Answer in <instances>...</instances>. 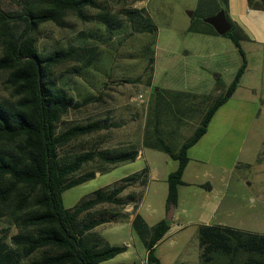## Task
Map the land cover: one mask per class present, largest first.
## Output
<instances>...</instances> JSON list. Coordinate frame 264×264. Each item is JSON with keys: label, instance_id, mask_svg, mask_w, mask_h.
<instances>
[{"label": "rangeland", "instance_id": "rangeland-1", "mask_svg": "<svg viewBox=\"0 0 264 264\" xmlns=\"http://www.w3.org/2000/svg\"><path fill=\"white\" fill-rule=\"evenodd\" d=\"M101 1L106 7L111 6L110 11L122 20V26L113 28L110 37L102 22L84 21L69 14L64 27L52 21L42 24L39 47L52 50L60 46L99 45L98 59L84 74L73 72V67L79 64L76 61L55 68L60 82L77 99L98 97L80 109L71 110L61 126L109 116L121 126L84 137L83 140L89 141L87 146L100 140V147L134 144L140 152L136 160L100 170L96 177L67 189L64 203L72 208L99 188H111L124 177L147 168L146 184L129 186L120 196L128 200V194L136 193L138 212L149 225H154L167 218V178L177 169L179 161L147 141L154 140L158 130L172 148L178 149L194 133L204 111L227 89L242 56L225 34L189 30L192 24L203 25L198 15L202 12L201 0ZM206 5L203 6L208 9ZM134 7L144 9V14L152 18L154 33L133 29L121 10ZM226 10L244 30H253L252 14L257 10L249 7L248 0H229ZM87 12L95 14L98 9L89 7ZM91 34L97 35L96 38ZM257 45L249 39L242 41L252 68L256 66L252 50ZM151 54L155 56V70L149 84L145 68ZM6 76L0 71V99L12 97ZM139 76L141 80L131 81ZM253 81L250 74L244 78L245 86L219 108L208 131L189 150L191 159L183 176L186 183L179 187L175 219L156 247L162 264H201V225L249 228L253 213H264V200L257 196V190L264 186V161L261 163L264 99L259 92L247 88ZM159 90L161 95H157ZM77 146L80 149V142ZM97 166L98 161L90 162L83 171ZM133 206L134 202H129L119 207L121 212L130 213L127 219L95 228L109 243L128 247L101 264H153L148 262L146 246L132 226ZM16 231L8 221L0 222V237L7 241ZM29 260L24 259V264H29Z\"/></svg>", "mask_w": 264, "mask_h": 264}, {"label": "trees", "instance_id": "trees-1", "mask_svg": "<svg viewBox=\"0 0 264 264\" xmlns=\"http://www.w3.org/2000/svg\"><path fill=\"white\" fill-rule=\"evenodd\" d=\"M205 4L208 9L204 8ZM248 4L250 8L264 9L261 0H248ZM228 5L229 0L220 3L201 0L202 12L196 13L203 25L192 24L189 30L219 34L205 18L222 9L227 14ZM89 7L98 12L89 14ZM121 12L134 30L155 32L153 20L144 14V9L124 8ZM69 14L84 21L102 22L109 37L113 28L122 26V20L101 0H0V71L7 74L5 83L12 95L0 99V222L6 220L17 230L10 242L0 237V264H24V259H30L29 264H101L128 247L109 243L95 228L127 219L130 213L121 212L119 207L129 202H134L132 226L146 246L148 262L162 264L156 247L170 230L172 221L163 218L149 225L138 212L137 194H128V200L120 196L129 186L146 184L147 168L124 177L111 188H99L72 208L65 206L63 194L67 189L96 177L100 170L136 160L140 152L134 144L100 147V140L87 146L89 141L83 140L84 137L121 126L109 116L61 126L71 110L98 98L90 95L77 99L55 71L58 65L76 61L79 64L73 67V72L84 74L99 57L98 44L60 46L52 50L39 47L42 24L52 21L64 27ZM227 17L232 29L225 35L233 40L242 56L227 89L204 111L194 133L178 149L172 148L158 130L154 140L147 141L179 161L177 169L167 178L166 210L172 203L178 205L190 148L208 131L214 115L233 96L248 67L242 41L250 37L228 14ZM80 34L85 35L83 31ZM154 63L155 56L151 54L145 68L149 84ZM139 80L140 76L131 81ZM93 161H98V166L83 171ZM199 239L201 264H264V234L203 224L199 227Z\"/></svg>", "mask_w": 264, "mask_h": 264}, {"label": "crops", "instance_id": "crops-1", "mask_svg": "<svg viewBox=\"0 0 264 264\" xmlns=\"http://www.w3.org/2000/svg\"><path fill=\"white\" fill-rule=\"evenodd\" d=\"M261 1L264 2V0H261ZM109 8H111V6H109ZM256 10H257L256 11L257 13L252 14V22L254 25V28H252L253 30H250V28L245 29L250 37L249 40L251 42H257L258 44L257 45L258 48L257 47H256L257 49L254 48L256 51L252 50L254 51L253 61L256 64V66L254 68L251 67V61L249 58V54L248 52H246L247 60H248L247 70L242 78V81L239 87L237 88V90L235 91V93L229 100L233 99L238 94V92L245 86L244 78H246L248 74L251 75L254 81H253V84L248 86L247 88L251 91L259 92L260 98L264 99V9H256ZM206 34H212V33H206ZM251 70H254V72L251 73ZM171 90H174V89H171ZM123 127H124V124H123ZM263 154H264V150H263ZM263 161H264V156L261 158V163H263ZM257 196L258 198H261L264 200V186L257 190ZM251 197H252L251 199L255 201V198L253 196ZM175 213H176V210H175ZM174 219H175V216L173 217V220ZM249 223H250L249 224L250 227L243 228L244 230L264 234V213L261 214L258 212H254L253 218H251Z\"/></svg>", "mask_w": 264, "mask_h": 264}, {"label": "water", "instance_id": "water-1", "mask_svg": "<svg viewBox=\"0 0 264 264\" xmlns=\"http://www.w3.org/2000/svg\"><path fill=\"white\" fill-rule=\"evenodd\" d=\"M205 21L210 23L219 34H226L232 29V23L228 19L226 11L224 9L220 10L214 15L206 17ZM175 210V204H170L167 210V220H173Z\"/></svg>", "mask_w": 264, "mask_h": 264}]
</instances>
